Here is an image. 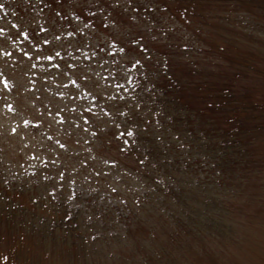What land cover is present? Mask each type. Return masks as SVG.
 <instances>
[{
	"label": "trees",
	"instance_id": "1",
	"mask_svg": "<svg viewBox=\"0 0 264 264\" xmlns=\"http://www.w3.org/2000/svg\"><path fill=\"white\" fill-rule=\"evenodd\" d=\"M0 5V82L11 75L9 69L15 80L19 70L27 88L42 94L36 104L54 123L35 127L42 138L33 143L49 144L39 160L46 172L40 175L37 164L0 167V219L11 224L18 219L44 245L51 241L50 250L63 244L73 251L81 243L89 253L96 241L82 237L89 228L129 226L145 211H171L170 218L186 215L189 221L195 213L189 196L197 188L210 194L202 202L211 206L224 187L245 186V172L264 170L252 150L264 130V98L258 95L261 80L264 86V0H0ZM41 8L44 16L31 11ZM15 87L17 82L7 89ZM51 98L63 107L52 109ZM193 154L207 159V171L201 160L197 165L189 160ZM193 168L204 169L210 180H202L205 174L197 179ZM87 169L105 179L104 196L87 190L89 182L80 174ZM183 172L191 175L182 177ZM55 174L67 180L59 179L54 188ZM72 179L78 183L73 189H83L76 199H101L110 208L89 213L73 206L74 199L55 195Z\"/></svg>",
	"mask_w": 264,
	"mask_h": 264
},
{
	"label": "rangeland",
	"instance_id": "2",
	"mask_svg": "<svg viewBox=\"0 0 264 264\" xmlns=\"http://www.w3.org/2000/svg\"><path fill=\"white\" fill-rule=\"evenodd\" d=\"M31 11L33 14L34 12L43 13V16L46 14L42 8L39 11L38 9ZM262 55L264 60V51ZM106 65L108 66V63ZM9 72L7 71L9 75H12L10 69ZM11 75L1 78L5 88L0 87V167L13 165L18 169L30 167L33 169L34 164H37L41 175L42 171L46 172L47 168L40 164L44 160L40 156L49 144L44 146L45 142L43 145L38 142L33 143L34 140L42 138L41 133L36 131L35 127L45 123L54 126L52 115L47 113L44 106L36 104V102L41 103L37 99H42V94L27 88L29 87L28 79L25 76L22 77L19 70L13 76L15 80ZM15 81L17 87L13 88V91L7 89L10 84L16 83ZM262 82L263 80H261L262 92L259 87L258 95L263 99L264 86ZM100 86L103 89L106 85L101 83ZM19 91H21L20 96ZM67 93L73 94L72 91ZM54 94L53 97L57 95L56 92ZM18 96L19 99L16 100ZM62 96H67V94ZM49 100L53 104L52 109H57V105L60 106L59 109L63 107L62 103H56L55 98ZM86 100L87 103L92 102L89 98ZM34 105L37 106V110H33ZM58 112L62 113V110ZM26 120H32V123L36 122L37 125L33 127L31 123L26 125ZM260 132L261 135H257L256 146L252 150L257 154V158L264 163V130ZM134 134L131 132V135ZM122 135L124 136V134ZM125 136H129V132ZM42 141L44 140L42 139ZM24 143L27 147H23ZM52 150L54 154L56 150ZM192 159L196 165L198 160H201V164L207 171L208 162L205 157H196L195 155L189 160ZM204 169L193 168L190 171L197 179L205 174L202 180L208 182L210 178L208 175L206 176L207 172ZM94 171L99 172L95 168ZM94 171L82 170L83 173L80 174L89 182H86V185L89 184L87 188L89 192L104 196V192L101 191L104 190L105 179H100ZM197 171L198 175H196ZM208 171H212V168ZM62 174H66V171ZM186 175L191 174L185 172L181 174L182 177ZM54 176V188L58 186L59 179L67 177L66 175L60 177L56 174ZM73 179L71 180L72 185L68 183L67 187L63 186L64 189H62L63 187L56 188V194H54H62L66 199H74L73 206L76 208L85 206L84 209H87L89 213L95 209L98 213L102 212L103 214L102 209L110 208L101 199H97V202H92L91 199V201L76 199L81 198L83 189L81 186L80 189H73L75 188L73 185L78 184L77 180ZM242 180L246 184L245 186L224 187L219 190L218 194L213 195L218 196L219 202L210 203L211 206H206L202 202L211 196L207 192L198 191V189H203L199 185L201 188H197L196 192L193 191L192 197L189 196L193 200H190L188 205L195 209L194 216L189 221H187L186 215H181L178 219L170 218L171 211H165L163 215L145 211L138 218H134L135 220L132 219L129 226L112 223L111 229L102 232L98 225L89 228L82 233L84 238H96V241L92 243L94 247L91 250H86L89 253L84 252L81 243L73 247V251L64 247L63 244H57V248L59 246L60 250H50L53 244L51 241H47L44 245V238L35 237L32 231L29 232L30 229L17 223L20 222L17 221L18 219H12L11 222H16L15 224L0 219V264H264V170L259 171L257 175L245 172V178ZM208 189H213V187L208 185ZM44 190L45 187H42L40 192ZM50 192L53 191L50 190ZM82 196L86 197L83 194ZM37 199L39 200V198ZM178 203L179 201L176 204ZM141 207L138 205L137 208ZM185 209L188 210L187 206ZM184 212L186 213V210L182 211L183 214ZM97 221L94 222L97 223ZM116 236L119 238L117 239ZM54 246H56L55 243ZM46 247L49 248L46 249L49 251L44 250ZM73 254L74 256H72Z\"/></svg>",
	"mask_w": 264,
	"mask_h": 264
},
{
	"label": "snow or ice",
	"instance_id": "3",
	"mask_svg": "<svg viewBox=\"0 0 264 264\" xmlns=\"http://www.w3.org/2000/svg\"><path fill=\"white\" fill-rule=\"evenodd\" d=\"M0 7H2V5H0Z\"/></svg>",
	"mask_w": 264,
	"mask_h": 264
}]
</instances>
